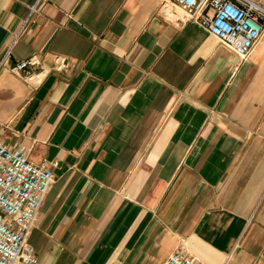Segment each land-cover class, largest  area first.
I'll return each mask as SVG.
<instances>
[{
  "label": "crops",
  "instance_id": "obj_1",
  "mask_svg": "<svg viewBox=\"0 0 264 264\" xmlns=\"http://www.w3.org/2000/svg\"><path fill=\"white\" fill-rule=\"evenodd\" d=\"M13 40L0 135L58 160L38 264H264V31L242 59L167 0H0Z\"/></svg>",
  "mask_w": 264,
  "mask_h": 264
},
{
  "label": "built area",
  "instance_id": "obj_2",
  "mask_svg": "<svg viewBox=\"0 0 264 264\" xmlns=\"http://www.w3.org/2000/svg\"><path fill=\"white\" fill-rule=\"evenodd\" d=\"M185 18H197L224 45L246 59L264 31V4L259 0H167ZM13 40L0 67L27 77L39 61L35 57L10 62ZM58 160L33 162L24 146L11 148L0 135V264H38L28 236L42 201L55 180ZM163 264H198L176 248Z\"/></svg>",
  "mask_w": 264,
  "mask_h": 264
},
{
  "label": "rangeland",
  "instance_id": "obj_3",
  "mask_svg": "<svg viewBox=\"0 0 264 264\" xmlns=\"http://www.w3.org/2000/svg\"><path fill=\"white\" fill-rule=\"evenodd\" d=\"M264 1V0H263Z\"/></svg>",
  "mask_w": 264,
  "mask_h": 264
}]
</instances>
